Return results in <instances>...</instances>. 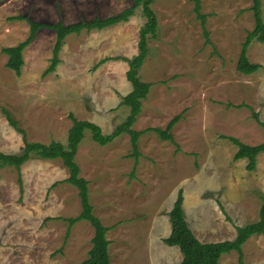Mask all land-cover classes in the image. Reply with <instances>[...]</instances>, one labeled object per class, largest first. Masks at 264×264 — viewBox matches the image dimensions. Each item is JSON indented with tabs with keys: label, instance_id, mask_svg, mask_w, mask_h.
<instances>
[{
	"label": "rangeland",
	"instance_id": "obj_1",
	"mask_svg": "<svg viewBox=\"0 0 264 264\" xmlns=\"http://www.w3.org/2000/svg\"><path fill=\"white\" fill-rule=\"evenodd\" d=\"M211 44H207L193 0H155L157 39L140 72L151 93L133 129L165 130L177 116L173 142L155 132L139 141L132 156L124 134L101 146L90 131L76 157L81 177L89 182L95 215L111 230V264H180L178 248L164 239L171 234L169 214L183 190L184 210L203 243L233 240L236 227L256 223L264 204V153L257 168L236 161L238 147L264 143V45L252 43L248 57L261 66L241 74L239 58L255 27L253 0H201ZM264 19V0H262ZM133 0H3L0 2V152L20 154L24 136L12 127L9 111L30 142L67 145L72 118L99 125L105 135L124 123L130 109L121 106L132 91L129 64L117 58L138 54L141 8L129 22L103 31H83L66 38L56 70V32L42 29L24 52L18 76L8 68L4 49L30 35L26 18L66 26L107 18L133 6ZM70 176L62 160L33 158L20 171L0 169V264H84L95 229L88 221L70 231L67 220L82 212L79 190L63 183ZM22 179V183L20 182ZM58 184L57 186H54ZM245 264H264V236L243 247ZM220 264H241L237 252Z\"/></svg>",
	"mask_w": 264,
	"mask_h": 264
},
{
	"label": "trees",
	"instance_id": "obj_2",
	"mask_svg": "<svg viewBox=\"0 0 264 264\" xmlns=\"http://www.w3.org/2000/svg\"><path fill=\"white\" fill-rule=\"evenodd\" d=\"M3 0H0V2ZM195 3V12L198 19L201 21L204 35L207 44H211L210 34L207 30V17L202 14V1L193 0ZM255 27L253 31L248 33L246 42L239 58L237 69L245 75L251 76L261 68L258 64L251 63L248 52L252 43L259 42L264 45V19L262 0H253ZM155 0H133V6L124 10L120 14H115L107 18L96 17L93 20H82L79 23L70 26L64 25L62 22L58 24L37 23L28 18L26 20L30 24V35L26 41L17 47L6 48L4 53L9 56L8 68L13 70L18 76L21 75L24 61L25 50L32 45L36 40L38 33L42 29H49L56 32L57 40L54 49V58L47 73H52L56 70L60 63L59 55L65 44L67 37L73 34H81L83 31H103L122 23H127L136 15L137 9L141 8L143 15L147 19L146 24L141 29L138 43V54L133 58H117L126 61L129 64L127 79L132 85V91L123 97L121 106H126L130 109V114L126 121L116 127L110 135H105L102 128L88 121H80L72 118L73 126L69 130L67 145L59 142H53L50 145L30 142L26 132L19 128L17 121L12 114L4 110L9 124L14 127L19 133L24 136L25 143L20 154H6L0 152V169L14 167L18 171L33 158L41 160H62L65 167L69 170L70 176L63 183L71 184L79 190V196L82 203V212L76 218L67 220L69 223L68 234L71 229L81 221H88L95 229V237L93 239V247L89 253V259L84 264H111L110 244L107 234L111 230L106 227L99 217L95 215L94 207L90 201L89 182L81 177V168L77 163L76 157L79 147L85 138L86 131H90L93 140L101 145L106 146L114 142L117 138L124 134L131 137L133 154L135 158H139L140 138L149 132L157 133L161 139L173 142V131L175 125L181 120V116L174 118L168 127L163 130L160 128L148 129L146 131H136L133 129L139 116L143 112V103L151 93L152 85L142 81L140 72L142 71L148 56H149V41L150 39L158 38L159 19L153 5ZM254 119L264 128V122L261 120L260 114L253 112ZM237 147L238 152L235 156L236 161L248 160L247 169L254 171L257 168L258 158L264 153V143L257 146L246 145L236 138H229ZM21 184L22 179H20ZM55 184L54 186H57ZM185 197L183 190H180L178 198L174 204L172 211L169 214L172 231L168 238L164 239V243L169 247L178 248L183 256L180 264H220L224 255L232 252H237L240 257V263H244L245 253L243 247L248 241L256 236H264V204L260 211V219L256 223H252L243 227H236L237 236L233 240L203 243L191 229L184 210Z\"/></svg>",
	"mask_w": 264,
	"mask_h": 264
}]
</instances>
